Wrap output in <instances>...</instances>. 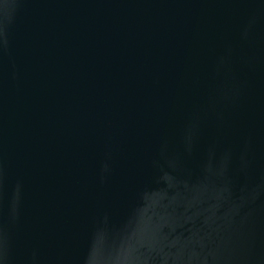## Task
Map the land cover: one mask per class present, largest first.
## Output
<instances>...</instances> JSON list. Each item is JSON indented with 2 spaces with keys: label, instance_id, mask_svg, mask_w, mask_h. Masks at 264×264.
<instances>
[{
  "label": "water",
  "instance_id": "1",
  "mask_svg": "<svg viewBox=\"0 0 264 264\" xmlns=\"http://www.w3.org/2000/svg\"><path fill=\"white\" fill-rule=\"evenodd\" d=\"M0 264H264V0H0Z\"/></svg>",
  "mask_w": 264,
  "mask_h": 264
}]
</instances>
